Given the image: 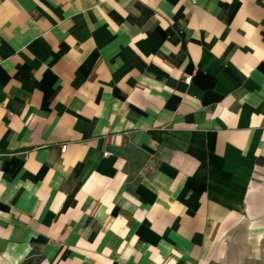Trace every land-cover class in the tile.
<instances>
[{"label":"crops","instance_id":"crops-1","mask_svg":"<svg viewBox=\"0 0 264 264\" xmlns=\"http://www.w3.org/2000/svg\"><path fill=\"white\" fill-rule=\"evenodd\" d=\"M0 264H264V0H0Z\"/></svg>","mask_w":264,"mask_h":264},{"label":"built area","instance_id":"built-area-1","mask_svg":"<svg viewBox=\"0 0 264 264\" xmlns=\"http://www.w3.org/2000/svg\"><path fill=\"white\" fill-rule=\"evenodd\" d=\"M189 81H190V77H189V76H186V77H185V82H189ZM65 149H66V145L63 144V145L61 146V151H64ZM103 155L106 157V156H109L110 154L107 153V152H105Z\"/></svg>","mask_w":264,"mask_h":264}]
</instances>
